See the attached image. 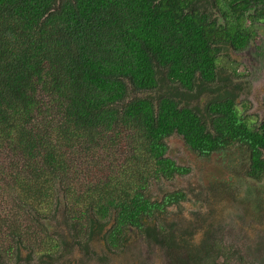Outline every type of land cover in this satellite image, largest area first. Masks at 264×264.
Here are the masks:
<instances>
[{
	"label": "trees",
	"instance_id": "obj_1",
	"mask_svg": "<svg viewBox=\"0 0 264 264\" xmlns=\"http://www.w3.org/2000/svg\"><path fill=\"white\" fill-rule=\"evenodd\" d=\"M209 2L222 3L0 0V264L21 262L26 248L56 264L105 230L117 249L129 226L169 249H196L201 263L189 230L156 222L188 196L151 195L190 172L166 156V139L180 134L204 157L241 144L247 175L264 177V115L252 124L218 74L224 48L254 38L245 17L264 14V0H227L235 20L225 23ZM211 91L203 109L190 105ZM61 209L65 230L54 234L43 220Z\"/></svg>",
	"mask_w": 264,
	"mask_h": 264
},
{
	"label": "rangeland",
	"instance_id": "obj_2",
	"mask_svg": "<svg viewBox=\"0 0 264 264\" xmlns=\"http://www.w3.org/2000/svg\"><path fill=\"white\" fill-rule=\"evenodd\" d=\"M221 1L220 12L214 9L220 22L234 21L227 0ZM259 8L264 12V5ZM244 25L252 30L254 38L242 50L225 47L219 55L218 74L221 84H227L238 94L239 112L257 125L264 115V14L245 17ZM214 95L215 91L198 94L190 105L203 109ZM167 144L168 155L177 164L189 167L190 172L156 182L151 195L161 198L166 192L185 190L188 199L157 215L156 222L161 221L164 226L174 223L178 233L194 227V244L204 241V249L208 247L206 264H264V177L257 180L247 175L248 151L235 144L224 153L204 157L191 150L178 134L170 136ZM6 191H10L9 186ZM62 218L61 209L53 217L45 218L44 225L57 234L59 229L65 230L59 226ZM65 233L72 243V234ZM87 238L84 236L81 243L72 244L67 255L56 264L183 263L181 253L167 251L142 234L132 232L123 249L109 251L100 239L87 242ZM62 252L60 249L59 253ZM90 253L94 255L88 256ZM22 258L17 264H48L45 262L48 258L28 248L22 249Z\"/></svg>",
	"mask_w": 264,
	"mask_h": 264
},
{
	"label": "flooded vegetation",
	"instance_id": "obj_3",
	"mask_svg": "<svg viewBox=\"0 0 264 264\" xmlns=\"http://www.w3.org/2000/svg\"><path fill=\"white\" fill-rule=\"evenodd\" d=\"M216 2V1H215ZM209 5H207V7H209V9H210V11L211 12H213V16H216L217 15V12L219 11L220 12V10L218 9V5L217 4H215V5H212V4H210V2L208 3ZM213 8V9H212ZM217 9L216 11L214 10V9ZM217 18H218V21L220 22V17H219V15H217L216 16ZM229 88V87H228ZM230 89V88H229ZM185 91V90H184ZM237 99H238V97H237ZM245 116V115H244ZM175 134H177V133H175ZM174 135V134H173ZM178 135H180V134H178ZM172 136V135H171ZM181 137H182V135H180ZM170 137V136H169ZM168 137V138H169ZM167 138V139H168ZM183 138V137H182ZM167 139H166V141H167ZM185 142V141H184ZM168 145V144H167ZM189 147V146H188ZM190 148V147H189ZM191 149V148H190ZM192 150V149H191ZM224 152H226V151H224ZM224 152H222V153H224ZM197 153V152H196ZM219 153V152H218ZM198 154V153H197ZM215 154V153H214ZM166 156H169L168 155V150H167V153H166ZM170 157V156H169ZM171 158V157H170ZM174 160V159H173ZM175 161V160H174ZM181 166H184V165H181ZM186 174H188V173H186ZM180 174H177L176 176H174L173 178H175V177H177V176H179ZM172 178V179H173ZM167 180H169V179H167ZM163 181H165V180H163ZM185 191V190H184ZM187 199H188V196H187ZM186 199V200H187ZM186 200H183V201H181L180 202V205L183 203V202H185ZM172 206V205H171ZM171 206H168L167 208H166V210H168V208L169 207H171ZM110 226H108V228H109ZM49 231H50V229H48ZM106 232V230L105 231H103V233L102 234H97V235H94V237L92 238V239H90L89 240V242H91L92 240H97V239H100L101 240V242H104L105 243V247L108 249V251L109 250H113V249H109V247H107V243H106V241H105V239L103 238V234ZM132 232H134V234H136V233H138V234H142V235H144L142 232H141V230L139 229V228H137V227H134V226H129L128 227V229L126 230V232H125V236H124V238L122 239V245H121V247H119V248H117V249H123L124 247H125V245L127 244V242H128V238H129V236H130V234L132 233ZM189 232H190V234H192L191 236V243H193V245H192V247L190 248L191 250H192V248H193V246H196V248H197V251H198V255L200 256V258L202 259V261H201V263H199V264H206V259L208 258V256L206 257V250L204 249V241H202V243H200L199 245H196V244H194V242H195V240H194V236H193V234H194V227L193 228H191L190 230H189ZM144 237H145V235H144ZM153 243H155V244H157V245H159L158 243H156L155 241H153ZM159 246H161V245H159ZM182 246V248L181 249H175V250H173V248H171V249H169L168 247H166V246H161V247H165L166 248V250L167 251H177V253L179 252V253H181L182 254V261H183V263H180V264H195V262H194V260H193V254H194V252L196 251V249H193V251H192V253H189L188 252V250L186 249V247H185V244H182L181 245ZM92 255H94V254H92V253H90L88 256H92ZM173 264H175V263H173Z\"/></svg>",
	"mask_w": 264,
	"mask_h": 264
}]
</instances>
